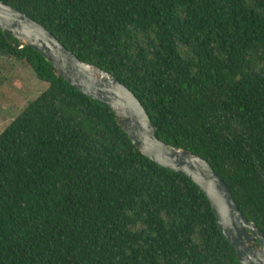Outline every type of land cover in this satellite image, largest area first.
I'll use <instances>...</instances> for the list:
<instances>
[{"label": "trees", "instance_id": "obj_1", "mask_svg": "<svg viewBox=\"0 0 264 264\" xmlns=\"http://www.w3.org/2000/svg\"><path fill=\"white\" fill-rule=\"evenodd\" d=\"M124 83L264 233V0H0ZM49 88L0 135V264H242L210 201L0 29Z\"/></svg>", "mask_w": 264, "mask_h": 264}, {"label": "water", "instance_id": "obj_2", "mask_svg": "<svg viewBox=\"0 0 264 264\" xmlns=\"http://www.w3.org/2000/svg\"><path fill=\"white\" fill-rule=\"evenodd\" d=\"M0 29L7 37L17 39L21 48L39 52L80 93L108 105L142 155L187 177L202 190L238 260L242 264H264V233L245 218L225 180L204 158L161 141L145 107L124 83L102 68L83 62L51 31L3 1H0Z\"/></svg>", "mask_w": 264, "mask_h": 264}, {"label": "rangeland", "instance_id": "obj_3", "mask_svg": "<svg viewBox=\"0 0 264 264\" xmlns=\"http://www.w3.org/2000/svg\"><path fill=\"white\" fill-rule=\"evenodd\" d=\"M48 88L27 64L0 58V135Z\"/></svg>", "mask_w": 264, "mask_h": 264}]
</instances>
